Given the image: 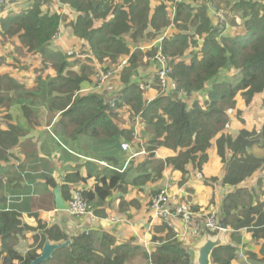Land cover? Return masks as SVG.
I'll use <instances>...</instances> for the list:
<instances>
[{
	"label": "trees",
	"instance_id": "16d2710c",
	"mask_svg": "<svg viewBox=\"0 0 264 264\" xmlns=\"http://www.w3.org/2000/svg\"><path fill=\"white\" fill-rule=\"evenodd\" d=\"M60 1L76 14L66 28L75 39L83 43L81 52L91 61L112 63L128 56L131 52L130 44H138L139 39H143L142 34L149 28L156 32H146L145 35L153 38L156 34H163L171 25L175 29V32H170L169 36L164 37L160 44L149 51L140 49L147 44L141 42V46L129 55L128 65L116 76L121 85L114 93L115 111L121 110V113L123 111L128 115L130 121L137 120L145 124V133L149 135L146 146L143 145L148 157L137 164V176L129 182L125 171L120 172L115 168L108 176L98 179L92 191H84L79 187L84 200L93 207L95 215L100 219L107 218V208L112 207V204L117 207L115 212L118 217L124 218L130 207H139L137 202L128 201L129 187L165 182V169L170 173L180 172V184L186 183L191 171L201 172L207 163V150L211 147V141L230 123L231 113L236 109V97L243 96L249 104L254 96L264 90V0H211L217 10L228 8L242 21L237 26L234 19H229L227 24L234 29L227 34H223L224 28L216 26L215 17L207 15L209 10L205 8L206 3L198 2L199 0H168L171 4L169 10L172 7L175 9L172 21L167 19L165 4L154 7L151 13L152 0H123L119 4L115 0ZM26 2L29 4L25 10L0 19V36L16 37L27 53L42 56L44 70H56L52 81L48 79L52 85L48 108L50 112L59 114L56 123L58 137L64 142L89 137L108 141L109 146L119 139L131 141V131L121 130L112 122V118L117 116L114 114L116 112L111 111L113 115H107L109 109L101 96L89 94L77 97L82 85L90 82L87 75L69 70L78 60L70 62L71 56L51 48L53 36L67 17L42 11L52 0ZM4 10L6 8H2L0 12ZM125 35L129 40L123 39ZM194 37L203 39L199 52H193V48L197 47ZM159 47L168 59V77L176 83V90L169 94H162L158 88L155 65L151 64L148 73H140L139 70L147 64L142 62L143 58L155 55ZM2 63L0 59V65ZM233 71L236 72L234 76ZM227 78H237V81L233 80L235 83H231ZM37 81H41L40 76ZM140 84L156 88L158 95L148 102L145 92L139 89ZM18 90H22L24 96L32 95L10 74H0V109H10L4 117L7 119L5 127L0 124V160L5 164L2 167L4 174L3 171L0 174H7L8 177L18 176L22 165L17 167L12 164L14 160L9 150L19 145V139L26 132L39 125L29 108L10 105L12 93ZM201 93L205 95L203 101L197 98L187 103L183 100V96H187L190 101L193 94ZM255 135L252 133L251 137L254 138L249 140V134L242 132L235 141L224 136L217 142V152L225 165L224 171L228 169V162L234 164L232 173H226L222 180L223 184L232 187L234 191L222 201L221 220L235 232L248 229L255 239H260L264 238V216L255 221V214L262 207L260 202L256 204L255 201L258 196L264 195V191L259 182L256 188L239 186L258 170L262 162L259 157H250L246 153L254 146ZM260 135L264 140V125ZM159 149L171 150L176 155L166 158L164 166L154 156V152ZM229 150L232 155L227 161L225 152ZM246 154L248 161L243 163L250 162L252 165H249L250 172L242 173L238 163L243 164L240 159ZM88 177L90 175L82 177L78 172L65 175L62 196L65 198L66 193L70 192V185L81 186L77 183L84 182ZM2 184L0 178V185ZM158 190L159 188L152 197L157 195ZM69 199L68 197L67 200ZM199 222L203 224L202 219ZM88 229L89 233L79 229L70 237L60 226H52L42 235H35L30 249L20 254L14 246L19 237H23L24 231L32 229L23 224L18 213L0 211V264H29L39 256L45 240L53 244L70 240V245L56 250L50 260L40 264H141L147 260L145 252L135 243V239H132V245L119 244L111 232L92 226ZM154 233L150 239L158 245L151 254V264H194L193 252L190 253L188 248L183 247L166 224L162 222L156 225ZM209 233L211 236L216 235V232ZM260 254L262 258L258 259L255 254L246 253L253 264H264V242ZM237 257V247L228 244L213 251L211 263L232 264Z\"/></svg>",
	"mask_w": 264,
	"mask_h": 264
},
{
	"label": "crops",
	"instance_id": "0c3cea01",
	"mask_svg": "<svg viewBox=\"0 0 264 264\" xmlns=\"http://www.w3.org/2000/svg\"><path fill=\"white\" fill-rule=\"evenodd\" d=\"M28 4L29 3L26 2V0H21L17 3H14L11 7L0 12V19L5 18L11 13L21 12L23 9L25 10ZM168 30L172 32V28H169ZM166 32L167 36H169L170 33L168 31ZM162 36L163 34L161 35V37ZM158 43L159 42L154 43V45L148 47L145 50L152 48ZM73 44L77 46L80 43L74 40ZM0 59L3 60L1 54ZM4 64H7V62L4 61V63L0 65V71H4L7 68ZM117 90L118 89H116L112 93H115ZM154 91L157 92L156 88L152 87L148 92H145L146 98L149 92L151 93V95H154ZM197 98L200 101H203L205 99V95L202 93L198 95L193 94L190 98V101L187 96H183V100L187 103H191L192 99L194 100ZM122 114H124V119H128V115L126 113H123L122 111ZM244 114L245 113L238 110L237 113L234 114V116L239 115V119L241 120L242 117L243 119H245V117L243 116ZM54 119L46 126L38 125L36 128L29 130L28 132H26V135L24 137H21L19 139V145L29 144L30 146L33 145L35 149H38V152L35 153V156H28L25 147L22 145L21 154L23 156L17 158L18 160H16L15 156H13L10 152V154L12 155V159L14 160L12 164L17 167H19V165L21 164L22 165L18 170V176L8 177L7 174L4 176L0 174V178L3 182V184L0 185V194L2 195V197L0 198V211H14L20 215L22 220L23 218H34L39 212H48L51 213L52 217H48V221H53L57 225H63L61 221V219L63 218L64 220H66L65 229L69 230L71 233L76 230L77 225H83L88 228L89 226H92L94 224L96 226L92 227H97L114 234L118 239L119 244L123 243L132 245V239H135L136 244H138V242H147L148 238L146 232L150 231L151 229L154 230L156 225H158L157 223L160 222L157 219L151 220V217L147 215V211L144 208L150 203V199L152 198V188L147 191L149 187L152 186L150 184L147 188H143V186L129 187L128 201L137 202L139 207H130V212L127 211L124 215V218L118 217L117 213L113 211L112 207H108L107 218H101L102 220L98 222L100 223L99 226L97 225L98 223L87 224V220L85 219H67L66 212L65 214L64 212L56 211L53 196V191L56 186L60 187V195L64 202L68 201L67 198H70L71 196L70 193H66L65 198L62 196V185L64 184L63 181L65 175L74 172H78L82 177L90 175V177H88L84 182L80 181L81 183H77L81 185L80 188H82L84 191H92L94 185H96V181H98V179H100L101 177L108 176L110 171L116 170L115 168H117V170H119L120 172L125 171V174H127L128 177V181L131 182L134 177L137 176V173L135 171L137 164L141 163L146 157H148V155L140 154L133 159L130 158L128 161H124L127 153H130L131 148H133L137 143L132 142V144L130 145V151L126 152L122 151L120 147L121 142L125 143L124 140L119 139L120 141L117 140L116 143H113V145L115 146L114 152L107 155L106 158H89L83 156L82 153H85L84 150L88 149V146L93 143V141H82L83 138H80L78 140L68 141L67 143H65L57 135V133L59 132H57L58 128L56 127L57 119H55L56 123ZM53 122L54 125H52ZM114 124L116 126L118 125L116 122ZM247 133L249 134V140H252L254 137H251V134L249 132ZM137 135H139L143 140H145V138L147 137L145 131H143V127L141 129H138ZM131 138L132 140L134 138L133 132H131ZM60 141H63V146L65 148H68L67 153L62 152L58 148L57 145H61ZM80 142H84L82 146H78V143ZM19 145L17 147H19ZM139 146L140 145L136 146V148L138 149ZM133 153H140V151L138 152L137 150H133ZM172 155L175 156L173 152L166 149H159L154 152L155 158L162 161L163 163L166 158ZM79 159L98 164L101 168V171H95L92 173H84L82 170L78 171V169H76L75 167L78 165L79 162H77V160ZM214 159V164H211ZM58 162L64 165L73 166L71 168L68 167L67 169L61 168L62 171H60L59 167H61L62 165H60ZM131 163H133L134 165H132ZM3 166H5V164L2 162V160H0V172L3 171L4 174V169H2ZM207 167H209V175L205 176L203 172H206ZM224 168L225 165L223 164L221 157L218 155V152L216 150V152L209 157L208 162L203 166L201 171L203 176L200 177V179H197L194 176L195 173H192L191 171L186 178L187 182L182 185L180 184V182L182 181V175L180 172L170 173L168 172V169H165L166 171L164 172V178L167 175V177H169L171 180L173 179V182L178 183L177 188L174 187L173 191H170L175 200L172 204V207L175 209H179V205H188L190 207V210L194 214L199 215L198 219L202 218L201 215L204 217L207 214V209L213 207L215 209L214 211H216L217 213V216L220 218L218 221L220 223L223 222L220 217L222 201L226 195L231 194L234 191L232 187L223 185L220 182L223 180L224 174L226 172H224ZM260 171L261 169L258 168L255 173L247 177V179H245V181L242 182L239 186L251 189L253 187L256 188V184L257 182H259L261 184L262 191H264V175H262L263 173L262 171ZM15 172H17V170ZM62 174V181H59V178H61ZM9 178L11 179L9 180ZM259 178H261V180H258ZM214 179L218 180L215 181ZM74 185L73 188H75ZM217 193L219 194L217 195ZM258 199L262 204V207L257 212V214H255V221L258 220V218L264 216V195L258 196ZM31 200H34V202H31ZM194 207L197 209L192 210V208ZM145 215H147L148 218ZM110 217L112 219H110ZM107 224L109 225L106 227L103 226ZM81 228L82 226L79 229ZM226 228L228 229L227 232L230 233L227 234L226 232L224 234V246L229 244L231 246L237 247L238 250V257L232 264H253L248 259L246 253L255 254L258 259L262 258L260 249L262 247V243L264 242V238L255 239L252 232L248 231V229H241L238 232H235L228 227ZM65 233L68 235L67 232ZM198 243L199 242L197 241L194 244L190 245L189 243H185L184 247L188 248L189 251H193V248ZM153 244L155 246L158 245L157 243ZM237 259L240 260L237 261Z\"/></svg>",
	"mask_w": 264,
	"mask_h": 264
},
{
	"label": "rangeland",
	"instance_id": "374dc122",
	"mask_svg": "<svg viewBox=\"0 0 264 264\" xmlns=\"http://www.w3.org/2000/svg\"><path fill=\"white\" fill-rule=\"evenodd\" d=\"M123 0H115V3L119 4L121 3ZM198 2H205L206 3V10H209V12L207 15L210 18H213L214 16H219L222 17L224 16V18L227 20L229 19H234L235 23L237 26H240L242 24V21L240 19L239 16H234L227 8V10H217L214 7V4L211 3V0H199ZM160 4H165V7L167 9L168 12V16L167 19H170L172 21V17L170 15V10L169 7L171 6V4L168 2V0H152L151 2V13L154 7H157ZM194 6V5H193ZM213 11H212V10ZM43 12H49L50 14H61L67 17V20L65 22H61L56 34L53 36L52 40H51V48H53V50H57L59 52H62L63 54H71L73 53L74 57L72 56L71 61L70 62H75L76 60H78L77 64L74 65V67L72 69H69L73 72H76L78 74H85L87 75L88 79H89V83L83 84L81 87V91L77 94V97H81V96H86V95H99L101 96L105 103L106 106L108 107L109 111L107 112V115L112 114L111 111H115L116 109V101L114 98V93H112L113 91H115L116 89L120 88L121 83L119 82V79H116V76L121 74L122 70H124V68L128 65L129 62V58L131 56V54L133 53V51L141 46V42H147V44H145L144 46L140 47L141 50L147 49L148 47H151L152 45H154V43L158 42L160 40V38H158L159 36L161 37L160 34H156L158 36L155 35V37H151L148 34L145 35L146 32H151L149 34H153L156 31L153 30L152 28H149L147 31L144 32V34H142V40L139 39L140 42L137 43H132L130 44V56H124L120 59H118L116 62H108V61H91L90 59H86V57H84V53H82L81 51L83 50V43L81 41H79L78 39H75L71 33L70 30L67 29L66 27H68V23L74 18L76 17V14L73 13V10H70L68 8L67 5L62 4V2L60 0H52V2H50L48 5H46L43 9ZM218 11V12H216ZM223 13V14H222ZM223 18V17H222ZM229 24V22H228ZM172 28V32H175V29L172 27V25L170 26ZM236 28V27H235ZM231 29H234V27H231L229 25V28H226V30L224 31L223 34H227L230 31H232ZM163 31V30H162ZM161 31V32H162ZM169 33L171 31L167 30ZM165 33V31L163 32V34ZM124 40H129L128 36L125 35ZM76 40L77 42H79L80 44H78L77 46H75V44H73V41ZM195 42L197 43V47L193 48V52H199L202 45H203V39L201 40L200 37L196 38L194 37ZM0 54L3 57V63L4 61L7 62L6 65V69L4 71H0V74H10L13 78H15L18 82L22 83L24 86V89L26 91H28L29 93H31L32 95L30 96H24L22 95L23 92L22 90H18L16 92H13V98H12V102H11V106L12 107H18L20 105H24L27 108H29L35 115V117L38 119V124L39 125H43L46 126L47 124L51 123V121L55 118L59 119V114L58 112L52 113L50 112L49 108H48V103L51 100V96L52 94H50V89L52 88L51 83H49L48 79H50L52 81V78H54L56 76V70L54 69H47L44 70L45 68V63L42 62V56L40 55H36V54H30L27 53V50L23 49L20 44L19 41L16 37H6V38H2L0 36ZM151 49V48H150ZM148 49V51L150 50ZM76 58H80V59H76ZM127 58V64L122 68V70H118V72H115L117 67L120 65V60L121 59H125ZM143 63H147L146 65H144L143 67L141 66L139 68L140 73H148L149 72V68L151 67V62L149 60V57L146 56L143 58L142 60ZM153 65V64H152ZM83 70V71H82ZM7 71V72H6ZM109 71V72H108ZM110 71L113 73V76L110 73ZM232 76H234V74H236L235 71L232 72ZM40 76L41 77V81H37V77ZM225 76L227 77V73L225 74ZM238 76V75H236ZM235 76V77H236ZM101 78V79H100ZM229 80V78H227ZM237 79V78H236ZM235 78L230 79L229 81L231 83H235L237 80ZM233 80H235V82H232ZM117 82V85H116ZM39 94H43V96L39 95ZM154 95H157V93L154 91L153 93ZM151 95V93L149 92L147 95V100L150 99L151 97L155 98L156 96ZM151 98V99H153ZM237 101H236V109L234 111H232L231 113V119H230V123L226 126V128L224 130L221 131V133H219L212 141H211V147L207 150V155H208V160L209 157L211 155H213L216 150H217V142L220 141L222 139V137L227 138V137H231L234 141L242 135V132H249L250 134L253 133V135L258 134L257 136L255 135V139L256 142L254 144V146L247 150L246 153L250 154V157L252 156H257L259 157V160H262L261 164H260V169L262 171V175H264V140L262 139L261 134V130L262 127L264 125V90L254 96L250 102H248L249 104L246 103L245 98L241 95H238L236 97ZM113 107V108H112ZM0 110L1 111V115H0V124L1 127H5V123L7 122V119L5 120L4 117L6 116L7 113L10 112V109L7 107H2ZM12 111H14V109H11ZM240 110L241 112L245 113L243 116L245 117V119L240 120L239 119V115H235L237 113V111ZM116 113H114L116 116V118H112V122H116L118 125L117 127L121 130H125V131H131L134 133V131H136V133H138V129L143 127V131H145V124L135 120V121H130L129 119H124L123 115L121 113V110H117L115 111ZM236 112V113H235ZM4 113V114H2ZM113 115V114H112ZM54 119L55 123L56 120ZM243 120V121H242ZM52 125H54V122L52 123ZM37 127V126H36ZM82 141H87L89 142V140H92L93 143H91L88 146V149L84 150L85 153H82L83 156L89 157V158H106L107 155L112 154L115 150V146H108V141H99V140H93L91 138L88 137H82ZM137 138L139 141H136L135 143H137L133 148H131V152L127 153L126 158L124 161H128L130 158L133 159L136 156H134L133 150H137L138 152L142 151V149H140V146L138 147V149L136 148V146H138L141 142H143V145L147 143V139L149 138V135H147V137L145 138V140H143L139 135H137ZM61 145H57L58 148L64 152L67 153L68 148H65L63 146V141H60ZM126 144L131 145L132 141H124ZM67 143V142H65ZM84 142H80L78 143V146H82ZM122 143V142H121ZM25 149L27 151V155L28 156H35V153L38 152V149H35L34 146H30L29 144H25ZM88 145V144H87ZM226 148V144H224ZM256 149V150H255ZM168 150V149H166ZM22 148L21 146L17 147L14 146L12 147L9 152L12 153L13 156H15L16 160H18L17 158L22 157L23 155L21 154ZM171 151V150H169ZM172 152V151H171ZM174 153V152H173ZM176 155V153H174ZM226 157H227V161L230 160L231 155H232V151H226L225 152ZM247 154L246 156L242 157L240 159V162H246L247 160ZM140 154L138 153V156ZM252 155V156H251ZM173 156V155H172ZM171 157V156H169ZM237 157V155H236ZM252 158H250V161ZM207 160V162H208ZM78 165L75 167L76 169H78V171L82 170L84 173H92L95 171H101V168L99 167L98 164L90 162V161H83V160H77ZM215 159L212 161L211 164H214ZM59 163V162H58ZM60 165H62L60 168V171H62L63 168L67 169L68 167L71 168L73 165H64L59 163ZM252 165V163H248V164H239L240 165V172L242 173H247L250 172L249 169V165ZM234 164H232V162H228L227 164V168L226 169V173L231 172L232 171V166ZM104 166V165H103ZM62 168V169H61ZM104 168V167H103ZM106 169V168H105ZM121 169V168H120ZM209 167H207L206 172H203V174L205 176L209 175ZM260 171V172H261ZM134 172V171H133ZM199 172V171H198ZM197 171H192V173H195V177L197 179H200V177H202V172L198 173ZM232 173V172H231ZM224 174V176H225ZM62 177L63 174L61 175V178H59V181H62ZM166 179V182H157V183H148L146 185H143V188H147L149 187L148 185H152L149 187V189L147 191L150 190V188H152V194L154 192L157 191V189L159 188L157 194L159 193L160 190H162L163 188H165V185H168V194H170V191H173L174 187L177 188V184L173 182L169 177L164 178V180ZM218 179H215V181H217ZM172 181V182H171ZM221 183L223 181H220ZM223 184V183H222ZM225 185V184H223ZM80 186L76 185L75 188H73V185H70V199L68 201H65L64 204L67 205L68 203L71 202V200L73 199V193L75 192V190H80L79 188ZM146 191V192H147ZM219 193H217L218 195ZM2 197V195L0 194V198ZM153 198V197H152ZM151 198V199H152ZM150 199V201H151ZM175 200H171V204H173ZM31 202H34V200H31ZM256 204L259 203V199H257ZM150 205V204H149ZM222 205V204H221ZM112 209L115 212L117 207L115 204H112ZM92 207V206H91ZM145 210L147 211V215L151 217V213H150V206H145L144 207ZM148 210H147V209ZM180 210L182 211H190V207L187 206H181L179 205L178 207ZM209 208V207H208ZM93 209V207H92ZM177 210V209H174ZM215 209L213 207L207 209V213L209 212H215V216L216 219L219 220L220 218L217 216L216 211H214ZM130 212V211H129ZM65 213V212H64ZM95 213V212H94ZM193 213V212H192ZM66 214V213H65ZM145 215V216H147ZM67 219H70L72 217H70L68 214H66ZM147 216V218H148ZM48 217H51V213L48 212H39L36 214V217H30V218H23L22 222L23 224H25L26 226H29L32 230H27L23 232V237H19L17 243L14 246V249L16 250V252L20 253V254H24L25 252H27L30 249V246L34 243L33 241V237L35 235H42V233L49 229L52 226H60L63 230H65V232L68 233V236L72 237L73 235H75L77 233V231L79 230V228L82 226L81 229L87 230V233H89V229L86 228L83 225H77L76 230H74L72 233L69 230H66V224L63 218L61 219L63 225H57L55 224L53 221H48ZM98 217V216H97ZM202 220H205V218L201 215ZM221 217V216H220ZM21 218V217H20ZM100 219V217H98ZM74 219V218H73ZM110 219H112L110 217ZM84 220V219H83ZM219 222V221H218ZM204 223V222H203ZM220 224V222H219ZM99 226V223L97 224ZM107 225H103L104 227L108 226ZM92 226H96V225H92ZM95 228V227H93ZM227 229V228H226ZM154 230H150L147 231V238L148 241L146 243H141L138 242V244L140 245V247L142 248V250L145 252L147 260L145 261V263H141L140 260L138 262H140L141 264H151L150 262V257L151 254L154 252L155 246L153 244V242L151 241L150 237L152 235H155ZM228 231V229H227ZM219 232L216 231V235L211 236L208 234V237L210 238H216V237H221L222 238V245L224 246L225 240H224V234L227 232ZM230 232H227V234ZM183 241H181V238H177V240L179 242H181V244L186 243V236H181ZM205 238L204 235H200L198 242H202L203 239ZM1 244V243H0ZM158 244V243H157ZM188 252H193V251H188ZM40 253V252H39ZM139 257V256H138ZM192 258V257H191ZM195 260V255L193 257V263ZM240 259H237V261ZM135 264V263H133Z\"/></svg>",
	"mask_w": 264,
	"mask_h": 264
},
{
	"label": "built area",
	"instance_id": "2783aa9c",
	"mask_svg": "<svg viewBox=\"0 0 264 264\" xmlns=\"http://www.w3.org/2000/svg\"><path fill=\"white\" fill-rule=\"evenodd\" d=\"M21 0H0V10L2 8H9L14 3H17ZM171 7V6H170ZM218 12V11H216ZM175 13V9L172 7L170 8V15L173 19V14ZM216 21V26L219 28H229L227 24V20L223 17L214 16ZM167 36V32L163 34V36L158 41L160 44L164 37ZM68 56H74L73 53L68 54ZM127 58L120 60V65L117 67L115 72H118V70H122V68L127 64ZM149 60L151 64L156 66V78L158 80V88H160L162 94H169L176 90V83L169 79V70H168V59L166 56L162 53L161 48L159 47L156 54L152 57H149ZM109 72V71H108ZM113 76V73L110 71V73ZM101 79V78H100ZM152 88L149 85L140 84L139 89L144 92H148ZM158 95V92H156ZM156 95V96H157ZM153 99H148L147 101L150 102ZM116 101V98H115ZM133 140L132 142L139 141L137 138V133L134 131L133 133ZM140 147L142 151L139 154L148 155V152H146L143 148V142H141ZM122 151H130V145L126 143H121L120 145ZM134 156H138V153L134 154ZM168 185H165V188L159 191V193L154 196L150 201V213H151V220L157 219L160 222L157 224H166L168 228H170L174 234L175 238H181V241H183L181 236H186V243L194 244L196 241L198 242L200 235H205V233L209 232H224L227 231V229L222 230L220 227V224L218 220L216 219L215 212H209L207 213L203 220V224H200L199 222V215L194 214L190 211H182L180 209L174 210L175 208L172 207L171 200H174L173 195L170 193L168 194ZM66 213L77 220H87L89 223H98L101 221L92 209L91 205L88 204L82 195V192L80 190H75L73 193V199L70 203L66 206ZM202 219V218H200ZM209 231V232H208ZM87 233V230H85ZM176 238V239H177ZM144 241V240H143ZM144 243H146L144 241Z\"/></svg>",
	"mask_w": 264,
	"mask_h": 264
},
{
	"label": "water",
	"instance_id": "95a60500",
	"mask_svg": "<svg viewBox=\"0 0 264 264\" xmlns=\"http://www.w3.org/2000/svg\"><path fill=\"white\" fill-rule=\"evenodd\" d=\"M54 203L56 211L65 212L66 206L64 201L60 195V187L56 186L53 191ZM220 227L222 230L226 229V226L223 222L220 223ZM205 238L202 242H199L194 248L193 252L195 254L194 264H212L211 263V255L213 251L219 247H222L223 241L221 237L210 238L208 237V233H205ZM70 245V240H67L61 244H53L50 241L45 240L39 256L31 261L29 264H40L45 261L50 260L52 254L59 249L66 248Z\"/></svg>",
	"mask_w": 264,
	"mask_h": 264
},
{
	"label": "bare ground",
	"instance_id": "6f19581e",
	"mask_svg": "<svg viewBox=\"0 0 264 264\" xmlns=\"http://www.w3.org/2000/svg\"><path fill=\"white\" fill-rule=\"evenodd\" d=\"M216 9V8H215ZM212 10V9H211ZM213 11V10H212ZM220 13H221V10H220ZM223 14V13H222ZM224 17V16H223ZM226 30V29H225ZM113 108V107H112Z\"/></svg>",
	"mask_w": 264,
	"mask_h": 264
},
{
	"label": "clouds",
	"instance_id": "9594fccd",
	"mask_svg": "<svg viewBox=\"0 0 264 264\" xmlns=\"http://www.w3.org/2000/svg\"><path fill=\"white\" fill-rule=\"evenodd\" d=\"M65 206H67V205H65ZM66 212V211H65Z\"/></svg>",
	"mask_w": 264,
	"mask_h": 264
}]
</instances>
